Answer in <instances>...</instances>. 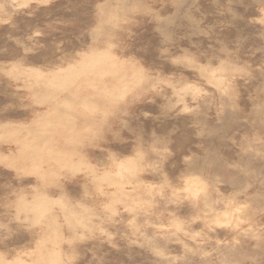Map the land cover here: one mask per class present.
Instances as JSON below:
<instances>
[{
	"label": "rangeland",
	"instance_id": "1",
	"mask_svg": "<svg viewBox=\"0 0 264 264\" xmlns=\"http://www.w3.org/2000/svg\"><path fill=\"white\" fill-rule=\"evenodd\" d=\"M0 264H264V0H0Z\"/></svg>",
	"mask_w": 264,
	"mask_h": 264
}]
</instances>
